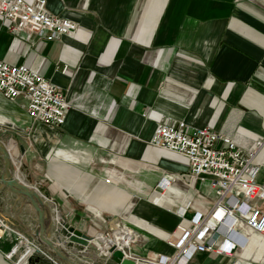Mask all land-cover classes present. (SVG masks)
Instances as JSON below:
<instances>
[{
    "label": "crops",
    "instance_id": "1",
    "mask_svg": "<svg viewBox=\"0 0 264 264\" xmlns=\"http://www.w3.org/2000/svg\"><path fill=\"white\" fill-rule=\"evenodd\" d=\"M46 1L48 12L76 23L78 33L50 42L12 33L0 18V60L50 80L71 107L62 127L33 125L24 100L0 93V121L7 122L0 142L18 177L48 194L55 225L67 222L93 239L84 252L69 249L71 256L115 264L97 239L105 223L133 235L127 253L140 264H157L174 254L168 242L215 201L208 184L188 185L185 159L151 146L159 125L208 127L243 152L262 142L253 164L264 176V0ZM170 177L171 186L161 187ZM0 220L10 229L0 238V264H17L18 256L7 258L16 232L38 243L37 214L0 186ZM43 250L34 262L61 264ZM248 262L264 264L263 237L252 236L231 258L199 254L190 264Z\"/></svg>",
    "mask_w": 264,
    "mask_h": 264
},
{
    "label": "built area",
    "instance_id": "2",
    "mask_svg": "<svg viewBox=\"0 0 264 264\" xmlns=\"http://www.w3.org/2000/svg\"><path fill=\"white\" fill-rule=\"evenodd\" d=\"M0 18L9 22L12 33L28 32L50 42L79 31L73 21L50 14L46 0H0ZM0 93L10 102L24 100L33 125L62 127L71 107L63 90L50 80L26 66H13L2 60ZM188 128L185 122L159 125L150 144L185 159L189 165L188 185L208 184L215 201L207 213L197 212L179 239L168 242L174 254L159 256L157 264H190L199 254L231 258L247 244L248 234L264 238V208L255 205L257 201L264 204V176L253 164L262 142L243 152L231 139L208 127L194 128L192 132ZM220 142L225 144L224 149L217 147ZM173 181V177L163 178L160 185L168 189ZM5 230L10 229L0 220V238ZM16 234L18 240L8 259L18 256L17 264H28L37 255L46 256L38 243L20 232ZM123 251L137 264L140 262ZM107 256L110 260V247Z\"/></svg>",
    "mask_w": 264,
    "mask_h": 264
},
{
    "label": "water",
    "instance_id": "3",
    "mask_svg": "<svg viewBox=\"0 0 264 264\" xmlns=\"http://www.w3.org/2000/svg\"><path fill=\"white\" fill-rule=\"evenodd\" d=\"M0 186L6 187L13 195L30 205L37 214V228L33 238L43 247L51 258L61 264H85L71 256L69 249L75 248L84 252L92 244V238L79 229L70 226L67 222L55 225L47 205L48 194L35 190L23 182L14 171V162L7 147L0 142ZM111 260L115 264H137L128 258L123 249L117 246L110 247ZM38 261L29 260L28 264H38Z\"/></svg>",
    "mask_w": 264,
    "mask_h": 264
},
{
    "label": "bare ground",
    "instance_id": "4",
    "mask_svg": "<svg viewBox=\"0 0 264 264\" xmlns=\"http://www.w3.org/2000/svg\"><path fill=\"white\" fill-rule=\"evenodd\" d=\"M116 230L117 232L114 234L112 238H107L103 234H99L97 239H99L102 243H105L107 245V248L114 245V246H119L124 250L130 249L133 243V235L129 231L124 232V230H122L121 228H116ZM255 235L256 234H248L247 237L248 242L240 250H245L251 241V237ZM138 264H140V262H138Z\"/></svg>",
    "mask_w": 264,
    "mask_h": 264
},
{
    "label": "rangeland",
    "instance_id": "5",
    "mask_svg": "<svg viewBox=\"0 0 264 264\" xmlns=\"http://www.w3.org/2000/svg\"><path fill=\"white\" fill-rule=\"evenodd\" d=\"M7 122H1L0 121V125H5ZM11 137H8V136H5L3 139L5 140V141H8L9 139H10ZM22 138H20L18 135H16L15 136V139L14 140H16V141H20ZM13 144L14 145H16L15 144V142H13ZM97 158H98V160L100 161L101 159H109V157L108 156H106V155H98L97 156ZM16 174L18 175L19 174V172L17 171L16 172ZM128 188H129V190H130V194H131V196L132 197H139V190L136 188V187H134V186H131V185H129L128 186ZM140 198V197H139ZM104 219L106 220V218L104 217ZM101 226V225H100ZM107 225L105 224V223H103V232H100V234H103L105 237H107V238H112L113 236H114V234L116 233V231L114 230V229H116L115 227V225H111V226H109L108 227V230H106V227ZM121 228H123V226L121 225ZM105 231V232H104ZM146 260H148V259H146ZM249 264L251 263V262H248Z\"/></svg>",
    "mask_w": 264,
    "mask_h": 264
}]
</instances>
